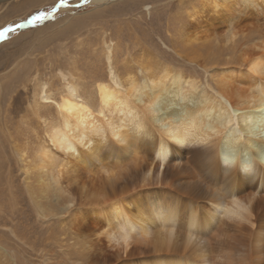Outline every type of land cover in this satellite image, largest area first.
Here are the masks:
<instances>
[{
  "label": "bare ground",
  "instance_id": "6f19581e",
  "mask_svg": "<svg viewBox=\"0 0 264 264\" xmlns=\"http://www.w3.org/2000/svg\"><path fill=\"white\" fill-rule=\"evenodd\" d=\"M195 1L168 47L200 72L147 55L140 84L106 44L92 98L61 71L58 101L39 85L61 119L49 141L77 163L66 181L91 185L63 225L84 264H264V0ZM40 154L56 183L67 160Z\"/></svg>",
  "mask_w": 264,
  "mask_h": 264
},
{
  "label": "rangeland",
  "instance_id": "374dc122",
  "mask_svg": "<svg viewBox=\"0 0 264 264\" xmlns=\"http://www.w3.org/2000/svg\"><path fill=\"white\" fill-rule=\"evenodd\" d=\"M191 3L197 2L0 0V264L86 262L83 246L74 243L63 225L67 209L76 210L79 200L83 201L76 188L83 182L91 185L83 174L76 184L66 181L77 163L49 141L61 119L53 101L39 99V85L45 83L51 100L58 101L63 94L61 71L73 74L83 93L92 98L94 79L107 75L106 44L113 47L115 73L125 78L132 69L140 84L146 77L138 64H145L147 55L158 57L175 71L180 63L182 69L200 72L168 47L171 37L179 44L176 49L182 48L176 34L183 21L176 18ZM115 116L113 112L109 117L115 120ZM97 118L107 123L101 115ZM43 151L68 162L56 183L51 164L40 154ZM70 199L72 203L65 204ZM38 212L49 219L38 217ZM216 235H206V239L211 241Z\"/></svg>",
  "mask_w": 264,
  "mask_h": 264
},
{
  "label": "clouds",
  "instance_id": "9594fccd",
  "mask_svg": "<svg viewBox=\"0 0 264 264\" xmlns=\"http://www.w3.org/2000/svg\"><path fill=\"white\" fill-rule=\"evenodd\" d=\"M258 127H260V125H258L257 126V128ZM229 159H231V163H229ZM235 157L233 156V155H231V154H229V155H226L225 157H224V163L226 164V165H229V166H231V165H233V164H235Z\"/></svg>",
  "mask_w": 264,
  "mask_h": 264
}]
</instances>
